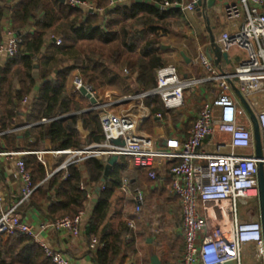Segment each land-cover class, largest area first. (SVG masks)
Wrapping results in <instances>:
<instances>
[{
	"label": "built area",
	"instance_id": "obj_1",
	"mask_svg": "<svg viewBox=\"0 0 264 264\" xmlns=\"http://www.w3.org/2000/svg\"><path fill=\"white\" fill-rule=\"evenodd\" d=\"M127 1L107 0V5L114 8ZM184 0L165 1L164 8L192 10L195 0L187 5ZM223 16L227 22L238 20L243 10L246 18L242 26L234 33H222L218 44L221 52L227 53L231 48H239L246 53V59L234 68L232 74L218 71L211 61L202 53L193 63L200 66L203 76L180 78L173 65H166L156 70L154 88L136 93L133 96L105 104V107H116L127 101L140 103L148 97H157L164 112L180 110L184 106L186 91L202 84H212L210 98L206 100L193 120L189 134L184 141L165 140L158 147L149 136L140 133L138 117L131 113H104L99 121L102 141L91 143L80 149L46 150L42 152H6L2 155L14 160V177L19 181V196L8 208H0V235L22 234L38 246L52 264H70L69 260L42 239V234L51 229L66 232L71 237L80 233L84 210L73 217H63L54 221H42L37 225L28 223L21 217L36 185L33 184L26 170L22 157L34 155L47 169V156L52 159L63 157L55 169L46 174L42 184L52 175L63 171V179L68 177V168L89 158L102 160L104 163L115 155L124 157L133 167L147 170L150 180L157 178V169L168 167L170 192L178 199L180 206L181 234L183 250L181 264H242L243 256H250L251 264H264V247L258 213L246 210L242 217L237 206L247 208L248 202L257 200V164L264 165V110H258L256 95L264 96V13H257L263 0H224ZM71 7L93 10L87 0H68ZM251 7V11L247 6ZM60 40H54L55 45ZM21 38L8 32L0 43V57L6 60L15 57L21 48ZM236 82L240 95L248 100L253 111L260 137L261 157L238 154V150H249L254 147L252 131L238 123V109L230 95L231 83ZM83 87L87 94L96 99L91 86ZM27 99L21 101L25 105ZM102 106L97 102L89 110H98ZM41 119L36 124L14 127L1 132L0 136L17 133L37 124H46L61 119ZM162 113L155 118L162 119ZM215 134H226L228 143L212 144V151L207 150L208 142ZM120 140L122 145H112L110 141ZM208 140V141H207ZM79 189L85 192V198L91 192L84 183ZM104 190V186L100 188ZM119 190L124 196H132L134 207L127 228L133 231L136 220L142 214L144 194L139 189H132L126 179L121 180ZM128 238V236L126 237ZM97 239L92 237L89 247L93 249ZM249 258V257H247Z\"/></svg>",
	"mask_w": 264,
	"mask_h": 264
},
{
	"label": "trees",
	"instance_id": "obj_2",
	"mask_svg": "<svg viewBox=\"0 0 264 264\" xmlns=\"http://www.w3.org/2000/svg\"><path fill=\"white\" fill-rule=\"evenodd\" d=\"M6 1L13 2L8 9L10 23L22 44L15 57L0 66V131L64 117L0 136V153L33 152L44 140L49 141L52 150L80 149L101 142L98 112H81L89 102L77 90L68 91L72 73L78 71L82 84L95 89L111 86L128 92L134 75L140 90L152 89L156 70L167 65L160 54L158 33L166 32L167 18L180 15L177 8L163 7L165 1L174 0L127 1L114 8L108 7L107 0H87L99 11L91 13L69 6L68 0L64 4L58 0H0V43ZM54 40L61 42L55 45ZM24 98L27 102L22 105ZM24 114L26 122L21 123ZM78 123L88 132L85 139L79 135ZM22 160L37 186L26 208L36 211L42 221L73 217L83 210L86 198L79 189L81 182L87 187L102 185L105 163L100 159L89 158L70 166L66 179L59 171L43 184L46 173L36 156L26 155ZM121 167L117 161L110 169L94 208L95 219L104 217L107 199L119 185ZM126 231L124 228V235ZM119 243L121 234L104 242L103 248H95L97 264H113L120 253ZM0 264L52 263L30 238L14 234L0 235Z\"/></svg>",
	"mask_w": 264,
	"mask_h": 264
},
{
	"label": "crops",
	"instance_id": "obj_3",
	"mask_svg": "<svg viewBox=\"0 0 264 264\" xmlns=\"http://www.w3.org/2000/svg\"><path fill=\"white\" fill-rule=\"evenodd\" d=\"M202 2V7H193L192 10L177 8L180 11V15L167 18L165 20L166 32L160 31L158 33L161 45V57L167 62V65L175 66L180 78L183 79L202 77L203 73L200 66L193 63L192 60L200 53L208 58L206 55L207 50H213L210 42L213 40L219 47L218 40L220 35L222 33H234L242 26L246 18V11L243 10L238 20L227 22L223 16L224 0H213L208 7L206 0H202ZM189 3L190 0L183 1L184 5ZM12 5V1H6L7 11L3 13L1 23L2 41L5 40L8 32H13L8 11ZM91 7H93V10H89V13L96 11L94 3H91ZM247 9L251 11L249 5ZM257 13H264V0L262 5L257 8ZM214 53L211 54V59H208L218 71L226 74H232L234 68L246 59V53L235 47L225 53L226 58H217ZM5 62L6 59L0 57V66ZM123 73L127 74V71H123ZM136 77L134 75L130 78L129 83L131 87L128 92H122L116 87L107 86L106 89H109L105 90L103 94L100 93L101 97H97L96 94V100L102 106L100 109L95 110L98 112L99 119L106 112L118 115L129 112L135 118L138 117L139 132L152 138L158 147H162L165 140L169 139L184 141L202 104L210 98L212 84L198 85L186 91L184 94V106L180 110L164 112L162 104L157 97H148L140 101V103L127 101L116 107H105L106 103L147 91L140 90ZM35 78H37V75ZM71 78L75 83V87L72 86V91H68L74 93L76 86L81 84L79 72L74 71ZM39 83H37V87ZM237 91L239 92L236 82H232L230 95L235 100L239 111L238 123L250 128L252 131L253 118H255L254 113L249 108V101L245 100L241 95V98H239ZM73 93H69V96L71 97ZM255 98L259 104L258 110H264V96L256 95ZM71 99L77 100L76 95L71 97ZM240 99H243L245 104ZM88 106V108L83 109L81 112L90 111L89 109L92 106L90 102ZM157 113H162V119L158 120L155 118V114ZM26 115L24 114V116L20 117L19 121L21 123L26 122ZM36 123L38 122L31 124ZM76 128L81 139H85L88 132L82 129L80 123L77 124ZM228 141L226 134H215L209 139L208 142L211 144L207 146V150L209 152L213 150V143L226 145ZM46 150H52L48 140H44L41 148L33 152ZM254 152L255 147L249 150L237 151L241 155H251ZM2 154L0 153V208L6 209L18 199L20 183L14 177V160ZM53 160L51 156H47V169L44 168L46 174L55 169L63 159L56 163ZM117 161H120V164H122L119 170L120 182L126 179L132 189H139L144 194L142 213L147 211L149 207L154 209L155 212L158 211L159 214L154 216L151 222L155 221V218L159 217L161 213L165 217L157 233L153 236L146 235L145 230L148 228L144 226L145 229L143 228V231L136 232L135 229L134 231H129L127 220L130 218V213H132L134 207L133 195L124 196L119 190V185L113 189L107 199L105 206V210L107 211H105L104 217L102 219L94 218L93 212L99 192H101L100 188L108 180L107 178L105 181L101 179L102 185L94 187L91 184L88 187L86 186V189L91 192V197L86 199L84 204V218L77 237H71L66 232H56L49 229L42 234V239L55 250L60 251L69 260L70 264H97L98 260L96 251H94L95 248L98 246L103 248L104 242L111 241L115 235L119 236L120 234L121 243L117 246L120 253L115 258L113 264H181L183 238L180 229V206L178 199L173 197L170 192V176L167 167L157 169V178L155 181H152L148 177L147 170L133 167L124 157H118ZM20 214L23 220L28 223L37 225L42 222L36 211L28 210L26 207ZM122 225L127 229L125 235ZM127 236L128 238H126ZM92 237L97 239V244L93 249L89 247ZM176 239L179 240L177 244L175 242Z\"/></svg>",
	"mask_w": 264,
	"mask_h": 264
},
{
	"label": "water",
	"instance_id": "obj_4",
	"mask_svg": "<svg viewBox=\"0 0 264 264\" xmlns=\"http://www.w3.org/2000/svg\"><path fill=\"white\" fill-rule=\"evenodd\" d=\"M61 4L65 3V0H58ZM141 0H137V2H140ZM213 0H206V5L207 7L212 3ZM203 2L202 0H195L194 7H202ZM210 46L213 48L210 51L207 50L206 55L208 56L209 59H211V54L214 53L217 58H226V54L221 52L220 48L214 43L212 40L210 42ZM79 93L82 97L87 99L91 105L96 104V99L91 97L89 94H87L86 90L81 87L79 89ZM237 94L240 97L239 92L237 91ZM243 104L245 102L243 99H240ZM246 106V105H245ZM252 138L254 141V147H255V152L254 155L257 158L261 157V146H260V137H259V132H258V126L255 118H253V130H252ZM112 145H122L120 140H114L110 141ZM118 157L115 155L110 156V158L107 160V162L104 165V172H103V178L102 181H105L108 178L109 171L112 168V166L117 162ZM257 188H258V216H259V222L261 225V232H262V239H263V247H264V165L262 162H259L257 164Z\"/></svg>",
	"mask_w": 264,
	"mask_h": 264
},
{
	"label": "rangeland",
	"instance_id": "obj_5",
	"mask_svg": "<svg viewBox=\"0 0 264 264\" xmlns=\"http://www.w3.org/2000/svg\"><path fill=\"white\" fill-rule=\"evenodd\" d=\"M72 78L70 79V82H69V89L68 90H70V91H72V88H73L72 87ZM81 84H82V82H81ZM87 86H89V85H87ZM74 87H75V85H74ZM91 87L93 88V90L97 94V97H101L100 96V93L103 94V92H105V90H108L109 89V88L106 89L107 86L106 87H103V88H99V89H95L92 85H91ZM62 159L63 158H57V159H54L53 161L56 163L58 161H61ZM237 209H238V211H239V213H240V215L242 217L244 216V212L246 210H250L251 209V210H253V211H255V212L258 213V202H257V200H251V201L248 202V207L247 208H244V207H241L240 205H238L237 206ZM158 214H159L158 211L155 212L154 209H152L150 207L147 208V211H144L142 214H140L139 217H138V219L136 220V227H135L136 232L137 231H143V228L145 227V228H148V229L145 230L146 231V233H145L146 235L153 236L154 234H156L157 231L159 230L160 226H162L163 220L165 219V217L161 213L160 214L161 216L159 215V217H156L155 218V221L151 222L153 220L154 216H156ZM148 223H149V226H148ZM175 242L177 244V243H179V240L176 239ZM247 257H249V258H247ZM232 264H235V263H232ZM242 264H251L250 256L249 255H247L246 257L243 256V258H242Z\"/></svg>",
	"mask_w": 264,
	"mask_h": 264
},
{
	"label": "flooded vegetation",
	"instance_id": "obj_6",
	"mask_svg": "<svg viewBox=\"0 0 264 264\" xmlns=\"http://www.w3.org/2000/svg\"><path fill=\"white\" fill-rule=\"evenodd\" d=\"M258 202V201H257ZM257 213V212H256Z\"/></svg>",
	"mask_w": 264,
	"mask_h": 264
}]
</instances>
